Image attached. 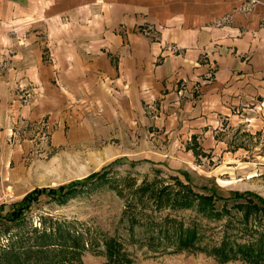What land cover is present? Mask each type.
Returning a JSON list of instances; mask_svg holds the SVG:
<instances>
[{"label":"rangeland","instance_id":"1","mask_svg":"<svg viewBox=\"0 0 264 264\" xmlns=\"http://www.w3.org/2000/svg\"><path fill=\"white\" fill-rule=\"evenodd\" d=\"M256 3L257 0H238L233 7L240 12H251ZM212 4L214 0H207V6ZM227 18V15L223 16L224 20ZM221 19L207 18L205 24L216 27L221 24ZM62 23L68 30L74 28V31H79L80 35L87 33V27L70 25L75 22H70L65 16ZM78 23L86 26L90 22ZM0 27V75L13 72L16 67L24 69L26 48L30 46L27 44L28 35L32 33L38 44L30 47L33 49L31 53L40 55L50 67L52 83L57 85L60 78L56 45L47 41V34L39 29L35 33L36 29H31L28 20L24 21L22 17L1 22ZM132 28V31L159 44L160 56L155 63L169 55L184 54L178 44L160 39L159 28L154 23L142 21ZM206 54L201 53L199 62H204ZM112 63L117 64L115 56ZM210 68L206 80L214 72V68ZM14 81L15 90L8 99L10 107L27 105L41 93L39 86L32 81ZM99 83L106 92L113 94L115 88L108 85L107 77L100 76ZM176 84L177 95L185 91L192 93L193 97L197 95V82L191 88H187L181 79ZM107 98H104L103 105L102 101L97 102L90 97H69L56 116L45 112L33 119L23 117L19 110L10 112L12 125L6 145L9 149H22L24 153L16 192V183L10 174L0 173L2 184L7 185L12 194L11 204L21 199L23 196L20 198L19 194L24 191L26 194L33 188H56L83 178L111 161L117 162L106 168L108 178L103 184L85 188L62 203L50 196H41L32 202L25 212L26 226L23 228L29 227L28 231L16 233L17 227L13 223L0 221V251L11 246L15 249L37 248V245L23 246L33 243L44 223L46 226L48 221L59 220L82 229L89 237V245H93L82 250L78 258L59 264H257L233 254L223 259L213 251V247H219L226 237L227 247H234L242 245L248 235L258 234L243 228V222L238 221L243 210L235 213L233 208L230 211L235 213L231 223L225 214L209 217L205 211L199 210L195 203L198 198L182 207L173 206L171 201L180 199L190 189L205 196L227 197L236 191L251 192L264 198V125L249 130L243 123L238 124L236 118L228 124L227 116H220L212 129V136L204 141L203 133L201 138L197 133L187 135L181 132L176 117L160 110L159 98L143 97L141 109L134 108L131 113L122 109L115 111L114 105L107 103ZM108 107L114 111H109ZM245 107L234 105L229 110L239 116ZM6 164L7 170L14 165L11 161ZM181 170L188 174V180L184 173H180ZM188 183L192 185L187 186L189 189L183 187ZM132 197L133 203L130 202ZM156 198L158 205L153 203ZM222 203V200H216L218 209ZM10 205L4 207V211ZM210 206L206 204L205 210ZM254 216L257 218V214ZM153 217L168 219L175 231L191 229L194 246H178L176 234L171 238L175 239L173 244L167 247L155 245L156 239L150 236L155 228ZM253 223H248V226ZM151 226L152 229L149 228ZM257 228L258 225L252 227ZM104 241L117 243L122 260L116 262L114 257L106 254L102 246ZM10 264H14V260ZM27 264L51 263L33 258Z\"/></svg>","mask_w":264,"mask_h":264},{"label":"crops","instance_id":"2","mask_svg":"<svg viewBox=\"0 0 264 264\" xmlns=\"http://www.w3.org/2000/svg\"><path fill=\"white\" fill-rule=\"evenodd\" d=\"M237 1L214 0L207 6V0H0V23L22 17L35 33L37 29L43 31L47 41L56 45L60 78L57 85L53 84L50 67L40 55L31 53L30 47L38 44L32 33L28 35L24 69L16 67L0 75V173L10 174L16 183L14 191L21 180L24 154L22 149L6 145L12 125L10 112L14 110L35 119L45 112L59 115L69 97H90L103 105L108 97L106 101L115 111L131 113L134 108L141 109L142 98L149 95L160 99L162 112L176 117L181 132L203 133L204 138L200 137L204 141L224 115L228 124L236 118L249 130L262 127L264 0H257L251 12L235 10ZM224 15L229 18L224 20ZM64 16L75 22L70 25L87 27V33L68 30L62 23ZM211 17L222 18L221 24L209 27L205 22ZM86 20L89 25L78 23ZM142 21L157 25L160 39L178 44L184 54L169 55L155 63L160 56L159 44L132 31L134 24ZM204 52L206 58L199 62ZM113 56L117 64L112 63ZM210 67L214 72L206 80ZM100 76L107 77L108 85L115 88L113 94L100 85ZM15 79L36 83L41 93L27 105L10 107L8 99L15 90ZM180 79L187 88L197 82V95L193 97L189 91L177 95L176 82ZM234 105H246L244 113L232 114L229 109ZM9 161L14 165L7 170Z\"/></svg>","mask_w":264,"mask_h":264},{"label":"trees","instance_id":"3","mask_svg":"<svg viewBox=\"0 0 264 264\" xmlns=\"http://www.w3.org/2000/svg\"><path fill=\"white\" fill-rule=\"evenodd\" d=\"M117 161H111L106 165L102 166L99 170L91 172V174L76 179L73 181H69L65 184H61L56 188L46 187V188H33L29 192L23 195L21 199L17 202L10 205V207L4 211L2 208L0 210V221L4 220L9 223H13L17 227L16 233L19 231H28L29 227H25V212L28 211L32 202H36L41 196H50L52 199L57 201L58 203H62L66 199L72 198L76 196L78 193L83 191L85 188H90L95 184L100 185L106 182L108 178L106 168L112 163ZM180 173H184L187 180L189 179L188 174L181 170ZM187 186H192L191 184H186ZM201 188H204L203 186ZM189 189V188H188ZM187 194H183L180 199L174 198L171 201L173 206H186L192 202H195L197 199L196 207L199 210L205 211L209 217L212 215L225 214L228 217V222H231L232 216L237 211L243 212L241 218L238 220L239 222H243L245 229H250L255 231L258 234L248 235L249 237L245 240V242L240 245H235L234 247L228 245L226 241H228L227 237L223 240V243L219 247H213V251L220 258L228 259L230 254L232 256H240L242 259H246L252 263L259 262L264 263V198L260 195H256L251 192H233L232 195L227 197L222 196H205L201 194H196L193 190H188ZM250 197H253L252 200ZM153 199V203L158 205L157 200ZM222 200L221 208L218 209L216 205V200ZM134 198L132 197L130 202L133 203ZM244 201V202H243ZM129 202V203H130ZM232 202L230 207H227V204ZM246 202V203H245ZM207 205H211L207 210H205ZM171 205V206H172ZM235 209V213H231L232 209ZM243 210V211H242ZM254 214H257L254 216ZM153 221H155L153 229L155 245H162L167 247L168 244H173L175 239H171L174 234L177 236V243L180 247L190 246L193 247L195 241L193 240V231L191 229H183L180 232L172 229V225L168 223V219L153 217ZM43 221V220H42ZM254 222L252 226H248V223ZM232 223V222H231ZM43 228L35 235V240L29 246L30 247L37 245V248L33 249H15L14 246L10 248L3 249L0 251V262L4 264V262L10 264L11 260H14V264H27V262L31 261L33 258L39 261H46V263L51 264H59L64 262L65 260H72L78 258V255L81 254V251L84 249H90L93 245H89L88 241L89 237L82 231V229L77 228L76 226L65 222V221H48L47 225L43 224ZM258 225L257 229L255 226ZM149 228H153L152 226ZM36 230V229H34ZM30 231V230H29ZM20 239V237H18ZM28 238V237H27ZM30 239V238H29ZM29 244V241H26ZM99 245V244H95ZM22 246V245H21ZM102 246L106 254L110 256V258L114 257V261L118 262L122 260L121 253L118 251L117 243H109L103 242ZM22 247V248H23ZM16 260V261H15ZM118 260V261H117ZM16 262V263H15Z\"/></svg>","mask_w":264,"mask_h":264},{"label":"built area","instance_id":"4","mask_svg":"<svg viewBox=\"0 0 264 264\" xmlns=\"http://www.w3.org/2000/svg\"><path fill=\"white\" fill-rule=\"evenodd\" d=\"M12 201V194L10 193L9 187L3 185L0 179V210L7 205H10Z\"/></svg>","mask_w":264,"mask_h":264}]
</instances>
